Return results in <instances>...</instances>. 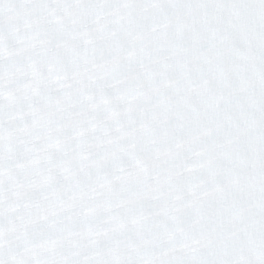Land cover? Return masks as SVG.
<instances>
[{"label": "snow or ice", "instance_id": "snow-or-ice-1", "mask_svg": "<svg viewBox=\"0 0 264 264\" xmlns=\"http://www.w3.org/2000/svg\"><path fill=\"white\" fill-rule=\"evenodd\" d=\"M0 264H264V0H0Z\"/></svg>", "mask_w": 264, "mask_h": 264}]
</instances>
